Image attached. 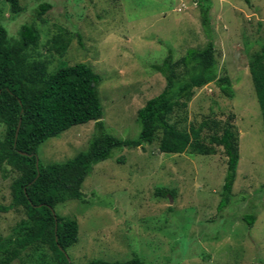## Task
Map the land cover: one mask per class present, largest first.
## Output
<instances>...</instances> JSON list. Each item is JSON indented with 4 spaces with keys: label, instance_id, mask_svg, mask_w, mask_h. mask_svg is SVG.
<instances>
[{
    "label": "rangeland",
    "instance_id": "1",
    "mask_svg": "<svg viewBox=\"0 0 264 264\" xmlns=\"http://www.w3.org/2000/svg\"><path fill=\"white\" fill-rule=\"evenodd\" d=\"M210 1L217 76L230 80L233 97L208 84L194 91L185 108L173 110L168 122L182 133L207 122L210 129L201 133L205 144L214 131L211 122L234 126L239 160L229 204L217 209L226 171L221 147L211 156L186 148L164 152L159 133L150 145L114 150L85 178L84 203L70 201L54 209L78 224V241L66 251L73 264L133 257L148 264H264V135L247 67L250 55L264 45V0ZM44 2L51 8L38 21L34 11ZM19 3L23 11L13 15L0 0V25L16 37L21 24L33 23L39 44L32 56L43 60L48 72L82 63L99 75L102 122L106 132L120 139L137 137V111L165 86L150 66L160 64L168 48L175 61L208 40L197 0ZM59 28L73 35L62 57L45 46ZM92 133L93 122L74 126L43 142L37 157L43 164L70 160L86 149ZM16 177L13 170L6 178L0 173L1 206L9 203ZM156 188L174 190V196L158 197ZM246 214L255 218L251 227L242 221ZM39 238L49 243L39 217L28 220L21 210L0 213V264H55Z\"/></svg>",
    "mask_w": 264,
    "mask_h": 264
},
{
    "label": "trees",
    "instance_id": "2",
    "mask_svg": "<svg viewBox=\"0 0 264 264\" xmlns=\"http://www.w3.org/2000/svg\"><path fill=\"white\" fill-rule=\"evenodd\" d=\"M1 1L9 5L13 15L23 11L19 0ZM197 5L208 40L201 48L187 49L175 61L168 48L161 63L150 66L163 77L165 86L137 111L135 123L139 132L132 139L116 138L106 132L98 94L99 75L82 63L48 72L47 64L32 56L39 44V32L33 23L21 24L16 37L9 36L0 25V173L3 178L8 169L17 173L10 185V201L6 206L0 205V213L21 210L28 220L39 217L46 226L49 243L41 237L37 241L40 248L50 251L55 264H73L66 251L78 241L76 220L59 216L55 207L70 201L84 203L81 186L93 166L110 159L114 150L150 145L159 133L162 134L160 150L164 152L178 153L186 148L192 154L211 156L216 147L222 148L226 171L217 209L229 204L239 160L234 126L211 122L214 131L205 144L201 133L210 129L207 122L190 127L188 133L177 131L168 122L173 110L185 108L194 91L208 84H215L225 97H233L230 80L217 76L215 44L209 24L211 1L197 0ZM50 8L47 2L39 4L34 11L35 19L41 21ZM74 36L80 43L79 34ZM72 38L70 32L59 28L45 44L47 52L62 57ZM247 67L264 135V45L250 55ZM88 122H93L94 133L85 150L63 163L43 164L38 159L37 149L43 142ZM154 194L161 198L173 197L174 190L156 188ZM254 219L251 214L242 216L249 227ZM87 264L148 263L133 257L127 261L94 260Z\"/></svg>",
    "mask_w": 264,
    "mask_h": 264
}]
</instances>
